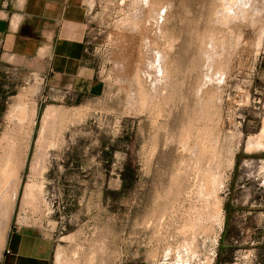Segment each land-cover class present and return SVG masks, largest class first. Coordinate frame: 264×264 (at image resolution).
<instances>
[{
    "label": "rangeland",
    "instance_id": "obj_1",
    "mask_svg": "<svg viewBox=\"0 0 264 264\" xmlns=\"http://www.w3.org/2000/svg\"><path fill=\"white\" fill-rule=\"evenodd\" d=\"M85 1L101 94L14 74L0 49V136L17 94L37 104L0 253L18 220L53 234L52 264H261L233 221L264 218V150L246 149L264 127V0Z\"/></svg>",
    "mask_w": 264,
    "mask_h": 264
},
{
    "label": "crops",
    "instance_id": "obj_2",
    "mask_svg": "<svg viewBox=\"0 0 264 264\" xmlns=\"http://www.w3.org/2000/svg\"><path fill=\"white\" fill-rule=\"evenodd\" d=\"M87 30L85 0H0L1 58L10 56L6 61L14 74L37 76L55 92L73 88L80 94L102 93L87 53ZM260 66L264 72V56ZM17 222L6 236L0 264H52L53 234ZM233 222L264 243V218H234Z\"/></svg>",
    "mask_w": 264,
    "mask_h": 264
},
{
    "label": "bare ground",
    "instance_id": "obj_3",
    "mask_svg": "<svg viewBox=\"0 0 264 264\" xmlns=\"http://www.w3.org/2000/svg\"><path fill=\"white\" fill-rule=\"evenodd\" d=\"M138 1V0H137ZM136 1V2H137ZM150 1V0H149ZM218 1V0H217ZM227 0H225V2H226ZM244 1V0H243ZM246 1V0H245ZM244 1V3H247V2H245ZM254 1V0H253ZM259 1V0H258ZM135 2V3H136ZM218 2H220V1H218ZM234 2V1H233ZM132 3V2H131ZM130 3V4H131ZM228 3L230 4V2H228L227 1V5H228ZM240 3V2H239ZM243 3V4H244ZM249 3H250V1H249ZM252 3V2H251ZM257 3V2H256ZM140 4V3H139ZM219 4V3H218ZM240 4H242V2L240 3ZM259 4V3H258ZM152 5V4H151ZM227 5H225V8L227 9V7H231L232 8V6H227ZM232 5V4H231ZM236 5V4H235ZM244 5H247V4H244ZM244 5H242L243 6V8H244ZM227 6V7H226ZM135 7V6H134ZM147 7V6H146ZM219 7V6H218ZM218 7H217V9H218ZM236 7V6H235ZM238 8H239V6H237ZM247 7V6H246ZM251 7V6H250ZM254 7H255V5H254ZM260 7V6H259ZM127 7H125V9H126ZM137 8V7H136ZM145 8V7H144ZM148 8V7H147ZM152 8V7H151ZM150 8V9H151ZM248 8V7H247ZM246 8V9H247ZM257 8V7H256ZM124 9V8H123ZM139 9V8H138ZM239 9H241V8H239ZM140 10V9H139ZM147 10V9H146ZM156 10V9H155ZM225 10V9H224ZM223 10V11H224ZM231 10V9H230ZM249 10V9H248ZM247 10V11H248ZM253 10V9H252ZM259 10V9H258ZM129 11H131V10H129ZM143 11H144V9H143ZM243 11V10H242ZM241 11V12H242ZM255 11H257V10H255ZM132 12V11H131ZM138 12V11H137ZM147 11H145V13H146ZM153 12H154V9H153ZM221 12V11H220ZM234 12V11H233ZM236 12H237V10H236ZM244 12V11H243ZM242 12V13H243ZM217 13V12H216ZM230 13H231V11H230ZM241 13V14H242ZM127 14V13H126ZM150 14V13H149ZM148 14V16H147V14H145L147 17H149L151 14H152V12H151V14L149 15ZM154 14H156L155 12H154ZM154 14H152V16L154 15ZM215 14V13H214ZM239 14V13H238ZM246 14V13H245ZM157 15V14H156ZM218 15V14H217ZM240 15V14H239ZM260 15V14H259ZM263 15V14H262ZM130 16V15H129ZM152 16H150V17H152ZM233 16V15H232ZM243 16V15H242ZM241 16V17H242ZM248 16V15H247ZM135 17V16H134ZM157 17V16H156ZM250 18H251V16H249ZM138 18V17H137ZM142 18V17H141ZM141 18L139 17L138 18V21H139V19L141 20ZM144 18V17H143ZM153 18V17H152ZM155 18V17H154ZM158 18H160V17H158ZM215 18V17H214ZM129 19V18H128ZM130 19H132V18H130ZM130 19H129V21H130ZM135 19V18H134ZM253 19H256V18H253ZM258 19V18H257ZM261 19V18H260ZM144 20V19H143ZM147 20H149V18L147 19ZM150 20H151V18H150ZM219 19H217V21H218ZM220 20H221V18H220ZM234 20V19H233ZM239 20V19H238ZM249 20V18L247 17V21ZM137 21V20H136ZM142 21V20H141ZM151 21H153V20H151ZM150 21V23H152ZM244 21V20H243ZM122 22V21H121ZM124 22V21H123ZM256 22V21H255ZM132 23H134L135 24V22H132ZM139 23L141 24V22L139 21ZM138 23V24H139ZM143 24L145 23V22H142ZM147 23H149V21L147 22ZM146 23V24H147ZM149 23V24H150ZM159 23V22H158ZM158 23H157V25H158ZM234 23V22H233ZM145 24V25H146ZM149 24H148V28H150V26H149ZM230 23H228V25H229ZM251 24V23H250ZM125 25H127V24H125ZM130 25V24H129ZM131 25H133V24H131ZM130 25V26H131ZM136 25V24H135ZM144 25V26H145ZM150 25H152V24H150ZM215 25V24H214ZM134 26V25H133ZM144 26H143V28H144ZM254 26V25H253ZM252 26V27H253ZM129 27V26H128ZM134 28V27H133ZM140 28V27H139ZM147 28V29H148ZM152 28V27H151ZM214 28V27H213ZM230 28V27H229ZM135 29H137V27L135 28ZM231 29V28H230ZM132 30V29H131ZM139 30V29H138ZM137 31V30H136ZM141 31V30H140ZM145 32V31H144ZM148 32V31H147ZM216 32V31H215ZM213 33V32H212ZM231 35V34H230ZM260 35V34H259ZM264 36V35H263ZM234 37V36H233ZM212 38V37H211ZM239 38V37H238ZM242 39V38H241ZM217 40V39H216ZM262 40V39H261ZM205 41V40H204ZM212 41V40H211ZM209 43H210V41H209ZM213 43V42H212ZM212 43L210 44V45H212ZM214 44V43H213ZM209 45V44H208ZM207 45V46H208ZM213 46V45H212ZM212 46H211V48H210V50L212 49ZM216 46V45H215ZM214 46V47H215ZM222 46V45H221ZM264 46V45H263ZM217 47V46H216ZM217 49V48H216ZM235 49V48H234ZM208 49H206V51H207ZM210 50H208L207 52H209ZM214 50V49H213ZM226 50V49H225ZM202 52H204V51H202ZM212 52V51H211ZM196 53V52H195ZM212 54V53H211ZM217 54V53H216ZM194 56V55H193ZM196 56V55H195ZM200 56H202V55H200ZM207 56V55H206ZM10 57V56H9ZM215 57V56H214ZM193 58V57H192ZM196 59V58H195ZM208 59V58H207ZM214 59V58H213ZM197 61V60H196ZM212 61V60H211ZM215 62V61H214ZM197 63V62H196ZM201 63V62H200ZM202 63H203V61H202ZM208 63V62H207ZM188 64V63H187ZM194 64V63H193ZM205 64V63H204ZM192 65V64H191ZM213 65V64H212ZM196 66V65H195ZM203 66V65H202ZM206 66V65H205ZM206 67H209V64L206 66ZM202 68V67H201ZM212 68V67H211ZM196 69V68H195ZM197 70V69H196ZM202 70V69H201ZM205 70V69H204ZM190 71V70H189ZM210 71V70H209ZM208 71V72H209ZM185 72H187V71H185ZM207 72V73H208ZM192 73V72H191ZM212 73V72H211ZM215 74V73H214ZM207 75H209V74H207ZM212 75V74H211ZM214 76H216V74L214 75ZM183 77V76H182ZM200 77V76H199ZM209 77V76H208ZM205 78H207V77H205ZM212 78V77H211ZM214 79V78H213ZM217 79V78H216ZM218 80V79H217ZM211 82H213L212 80H210ZM209 81V82H210ZM184 82V81H183ZM205 82V81H204ZM210 82V83H211ZM156 83V82H155ZM214 83V82H213ZM218 83H219V81H218ZM157 84V83H156ZM159 84V83H158ZM176 85V84H175ZM182 85V84H181ZM200 85V84H199ZM221 85V84H220ZM219 85V86H220ZM178 86H180V85H178ZM26 87V86H25ZM30 87V86H29ZM160 87V86H159ZM171 87V86H170ZM200 88V87H199ZM207 89H208V87H206ZM158 89V88H157ZM173 89V88H172ZM176 89H177V86H176ZM215 89H217V87L215 88ZM27 90L29 91L30 89H28L27 88ZM26 90V91H27ZM36 90V89H35ZM156 90V89H155ZM202 90V89H201ZM24 91V90H23ZM25 91V92H26ZM154 91V90H153ZM183 91V90H182ZM181 91V92H182ZM198 91V90H197ZM33 92V91H32ZM152 92V91H151ZM158 92V91H157ZM181 92H179V93H181ZM35 93V92H34ZM154 93V92H153ZM167 93V92H166ZM33 94V93H32ZM150 94V93H149ZM158 94V93H157ZM184 94V93H183ZM197 94V93H196ZM201 94V93H200ZM189 95V94H188ZM162 96V95H161ZM165 96V95H164ZM33 97V96H32ZM31 96H30V94L29 93H20L19 95L17 94V97H16V100H15V102L13 101V103L10 105V107H9V109H8V112H7V118H8V128L4 131V133L0 136V172H1V174L3 173V177H1V182H0V246L3 244V239H4V236H2L3 234H4V232H6V230L5 229H7V226H8V224H9V222H10V218H11V215H12V212H13V210H14V206H15V202H16V199H17V196H18V189H19V185H20V174H21V167H22V165H23V159H25V158H23L24 156V154H23V152H24V150L26 149V148H24V147H27L28 148V146H24V144H26V141H28V138H30V136H31V132H32V127H33V124H34V117H35V115H36V112H37V108H36V105L37 104H35V101L33 100V98H32ZM198 97H200V96H198ZM132 97H130V99H131ZM135 98V97H134ZM150 98V97H149ZM152 99V98H151ZM162 99V98H161ZM198 99V98H197ZM134 100V99H133ZM198 101V100H197ZM137 104V103H136ZM51 106V105H50ZM50 106H49V110L51 109V111L54 109H52V108H50ZM128 106V105H127ZM219 106V105H218ZM209 107V106H208ZM202 108V107H201ZM48 109V108H47ZM206 109V108H205ZM196 111V110H195ZM197 112V111H196ZM52 113V112H51ZM46 114V113H45ZM208 114V113H207ZM49 115V114H48ZM201 115V114H200ZM211 115V114H210ZM49 116H51V115H49ZM49 116H47V117H49ZM221 116V115H220ZM51 117H53V116H51ZM207 117V116H206ZM37 118V117H36ZM45 119H46V117H44ZM43 118V119H44ZM54 118V117H53ZM196 118V117H195ZM48 119V118H47ZM212 119V118H211ZM52 120V119H51ZM50 120V121H51ZM194 120V119H193ZM36 121V120H35ZM201 121V120H200ZM209 121V120H208ZM218 121V120H217ZM54 122V121H53ZM58 122H59V120H58ZM210 122V121H209ZM195 123V122H194ZM198 123V122H197ZM44 124V123H43ZM46 124H49V123H46ZM206 124V123H205ZM183 125V124H182ZM197 125V124H196ZM56 126V125H55ZM190 126V125H189ZM46 127V126H45ZM52 127V126H51ZM57 127V126H56ZM185 127V126H184ZM183 127V128H184ZM192 127V126H191ZM193 128V127H192ZM47 129H49V128H47ZM203 129V128H202ZM205 130V129H204ZM212 130V129H211ZM42 131V130H41ZM193 131V130H192ZM199 131V130H198ZM182 133V132H181ZM213 133V132H212ZM259 133L260 134H257L256 136L254 135V134H251V135H254V136H250L248 139H247V142H246V149L248 150V152L250 153V152H253L254 150H259V149H263L264 150V127H263V129H262V132L261 131H259ZM48 134V133H47ZM187 134V133H186ZM256 134V133H255ZM43 136V135H42ZM184 136V135H183ZM206 136V135H205ZM204 136V137H205ZM47 137V136H46ZM186 137V136H185ZM218 137V136H217ZM39 138H40V136H39ZM49 138V137H48ZM187 138V137H186ZM192 138V137H191ZM194 138H197V137H194ZM31 139V138H30ZM29 139V140H30ZM42 140V139H41ZM192 140H193V138H192ZM44 141V140H43ZM186 141V140H185ZM29 142V141H28ZM27 142V143H28ZM39 143H40V141H38ZM46 142V141H45ZM52 142V141H51ZM198 142V141H197ZM38 143V144H39ZM208 143V142H207ZM30 144V143H29ZM29 144H27V145H29ZM184 144V143H183ZM214 144V143H213ZM219 144H221L220 142H219ZM50 145V144H49ZM186 145V144H185ZM38 146V145H37ZM197 147V146H196ZM214 147V146H213ZM23 148H24V150H23ZM216 148V147H215ZM201 149V148H200ZM204 149V148H203ZM212 149V148H211ZM27 150V149H26ZM47 150V149H46ZM45 150V151H46ZM190 150V149H189ZM246 150V151H247ZM197 151V150H196ZM221 151V150H220ZM192 153H193V151H192ZM201 153V152H200ZM25 154H26V152H25ZM190 155V154H189ZM201 155V154H200ZM216 155V154H215ZM45 156V155H44ZM191 156V155H190ZM206 155H204V157H205ZM26 157V156H25ZM35 157H36V155H35ZM235 157V156H234ZM45 158V157H44ZM217 158V157H216ZM203 159V158H202ZM232 160H233V158H231ZM232 160H230L231 161V163H234V161L232 162ZM39 161V160H38ZM194 161V160H193ZM201 161V160H200ZM208 163V162H207ZM199 164V163H198ZM202 164V163H201ZM228 164V163H227ZM25 165V164H24ZM38 164H36L35 166H33L34 167V171L37 169V166ZM208 165H210V164H208ZM208 165H206V166H208ZM234 165V164H233ZM193 166V165H192ZM216 166V165H215ZM194 167V166H193ZM200 167V166H199ZM204 167V166H203ZM232 167V165H230V168ZM180 169V168H179ZM178 169V170H179ZM220 169V168H219ZM44 170V169H43ZM181 170V169H180ZM179 170V171H180ZM200 170V169H199ZM216 170V169H215ZM218 170V169H217ZM178 171V172H179ZM198 171V170H197ZM214 171V170H213ZM212 171V173H214ZM219 171V170H218ZM217 171V172H218ZM221 172V171H220ZM220 172H218V173H220ZM204 173V172H203ZM224 173V172H223ZM223 173H220V175L222 174V176H223ZM177 174V173H176ZM184 174V173H183ZM196 175V174H195ZM209 175V174H208ZM217 175H219V174H217ZM220 175L218 176V177H220ZM226 175V174H225ZM39 176V175H38ZM37 176V177H38ZM207 176V175H206ZM214 176H216L215 174H214ZM221 176V177H222ZM36 177V176H35ZM185 176H183V178H184ZM203 178V177H202ZM208 178H210V177H208ZM223 178V177H222ZM225 178V177H224ZM177 179V178H176ZM181 179V178H180ZM179 179V180H180ZM185 179V178H184ZM211 179V178H210ZM226 179V178H225ZM36 180V179H35ZM213 180V179H212ZM37 181V180H36ZM173 181V180H172ZM180 181H182V180H180ZM208 181V180H207ZM214 181V180H213ZM222 181V180H221ZM32 182V181H31ZM204 182V181H203ZM223 182V181H222ZM42 183V182H41ZM173 183V182H172ZM205 183V182H204ZM33 184H34V182H33ZM38 184H40V183H38ZM198 184V182L196 183V185ZM224 185H225V182H224ZM223 186V185H222ZM33 187V185L32 184H27L26 185V193H28L30 190H31V188ZM220 187V186H219ZM42 189V188H41ZM34 190V189H33ZM33 190H32V192H33ZM200 190V189H199ZM206 196V195H205ZM216 199H219V198H216ZM221 200V199H220ZM217 202V201H216ZM221 202H218V204H220ZM221 204H223V203H221ZM31 205V204H30ZM222 206V205H221ZM27 208V207H26ZM215 210V209H214ZM216 211V210H215ZM223 211V210H222ZM217 213V212H216ZM222 214V213H221ZM186 215V214H185ZM222 216H224V215H222ZM222 216H220V217H222ZM189 217V216H188ZM219 217V218H220ZM195 218H193V220H194ZM222 219V218H221ZM214 220V219H213ZM222 221H223V219H222ZM189 222V221H188ZM192 222V221H191ZM218 223V222H217ZM216 223V224H217ZM223 223V222H222ZM194 228V227H193ZM204 229V228H203ZM184 230V229H183ZM196 230V229H195ZM201 230V229H200ZM193 231V230H192ZM203 231V230H202ZM180 232V231H179ZM184 232V231H183ZM186 232H188V231H186ZM200 232V231H199ZM217 232V231H216ZM218 232H220V230L218 231ZM217 232V233H218ZM182 233V232H181ZM202 234V233H201ZM5 235V234H4ZM186 235V234H185ZM193 235V234H192ZM198 235V234H197ZM196 236V235H195ZM200 236V235H199ZM3 237V238H2ZM183 237H184V235H183ZM190 237V235L188 236V238ZM185 238V237H184ZM199 240V239H198ZM183 241V240H182ZM195 242V241H194ZM171 243V242H170ZM179 243V242H178ZM182 243V242H181ZM194 244H196V243H194ZM169 245V244H168ZM200 245V244H199ZM196 246V245H195ZM171 248H173V247H171ZM175 248V247H174ZM173 248V249H174ZM180 248V247H179ZM167 249V248H166ZM186 249V248H185ZM171 250V249H170ZM169 250V251H170ZM175 250V249H174ZM201 251V250H200ZM187 252V251H186ZM59 253V252H58ZM64 253V252H63ZM172 253H174V252H172ZM187 254V253H186ZM190 254V253H189ZM193 254V253H192ZM191 254V255H192ZM198 255H199V253H197ZM175 255H177V254H175ZM175 255H173V256H175ZM180 255H181V253H180ZM193 256V255H192ZM66 257V256H65ZM64 259V258H63ZM187 259V258H186ZM69 260V259H68ZM60 261V260H59ZM62 261V260H61ZM67 262V261H66ZM65 262V263H66ZM73 263V262H72ZM173 263V262H172ZM64 264V263H63ZM71 264V263H70ZM74 264V263H73ZM158 264V263H157ZM176 264H179V263H176ZM185 264V263H184Z\"/></svg>",
    "mask_w": 264,
    "mask_h": 264
},
{
    "label": "built area",
    "instance_id": "obj_4",
    "mask_svg": "<svg viewBox=\"0 0 264 264\" xmlns=\"http://www.w3.org/2000/svg\"><path fill=\"white\" fill-rule=\"evenodd\" d=\"M245 264H248V263H246V262H244Z\"/></svg>",
    "mask_w": 264,
    "mask_h": 264
}]
</instances>
